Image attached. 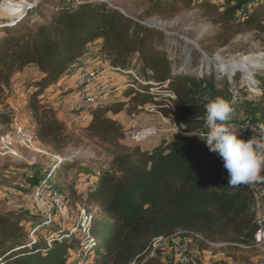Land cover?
Here are the masks:
<instances>
[{
  "label": "trees",
  "instance_id": "1",
  "mask_svg": "<svg viewBox=\"0 0 264 264\" xmlns=\"http://www.w3.org/2000/svg\"><path fill=\"white\" fill-rule=\"evenodd\" d=\"M192 9L220 26L212 39L218 47L227 46L242 33L264 34V1L253 7L250 2L236 3L220 13L215 4L204 0H157L136 20L104 2L42 0L19 22L1 29L0 105L8 98L5 91L10 93L14 75L26 68L37 71L39 79L27 81L33 88L28 106L34 119L31 130L39 145L55 153L67 149L73 135L51 107L39 106V99L48 87L68 77L75 79L81 57L94 52L115 73L129 78L127 72L137 70L141 77L143 84L130 87L127 102L95 108L82 130L87 139L118 151L100 169L95 186L87 190V202L100 217H91L89 238L93 241L86 239L94 253L93 264H132L155 239L177 231L235 249L237 245L252 246L255 227L248 186L229 187L222 159L209 151L205 139L194 134L207 133L205 105L216 97L234 102L235 109L243 104L241 114H234L235 123L248 119L264 125V75L253 76L259 89L255 94L241 85L237 74L230 79L209 62L200 65L197 76L176 72L178 55L171 56L162 48L166 35L142 23V18L169 19ZM30 11H35V18L31 19ZM196 55L191 58L192 67ZM88 67L100 66L90 63ZM153 86L174 93L172 110L161 93L150 92ZM66 89V94L75 91V87ZM146 105H154L164 117L171 116L188 135L174 134L170 140L162 137L147 150L124 149L119 143L124 139L123 127L108 115L132 113ZM12 121V115L0 113V130H8ZM24 220L33 219L0 213V264H71L69 251L79 239L54 240L51 247L43 246L27 238L20 225Z\"/></svg>",
  "mask_w": 264,
  "mask_h": 264
},
{
  "label": "rangeland",
  "instance_id": "2",
  "mask_svg": "<svg viewBox=\"0 0 264 264\" xmlns=\"http://www.w3.org/2000/svg\"><path fill=\"white\" fill-rule=\"evenodd\" d=\"M14 1L18 2V0ZM41 1L23 0L24 5L31 7L28 10H24V15L30 9L37 8ZM75 1L104 2L109 7L118 9L137 20L157 0ZM204 1L215 4L219 8L220 13H222L229 5L250 2L253 7L264 0ZM246 9H249V7L246 6ZM29 14L31 19L33 17L35 18V11H30ZM142 20V23L153 25L166 35L165 44L162 48L171 56L178 55L177 58L180 64L177 66L178 69L176 72L187 71L197 76L201 73L199 69L200 65L202 67L210 62L212 67L216 64L221 69L217 61L218 59L222 61H236L247 56H258V59L264 64V34L257 32L242 33L234 37L227 46L218 47L217 43L212 39L220 32V26L214 24L212 22L213 19L203 18L197 9L184 10L169 19L150 17L142 18ZM195 52L197 53L196 57H198V60L196 66L192 67L190 62H192L191 58ZM87 60L91 61L89 64L92 62L93 64L94 62H100L102 65L105 64L104 68L108 64L110 65L109 62H105L101 56H97L94 52H90L88 58L87 56L81 58L79 65L83 67ZM34 71L33 68H26L22 73L14 75L11 79L10 93L9 91H5L8 94V98L3 105H0V113L4 112L13 116L12 124L6 128L8 130L22 127L32 132L31 128L33 127L34 119L28 106L33 88L28 86L27 81H37L39 79L40 74L37 71L33 73ZM133 71L141 78L137 70ZM118 74L122 77V74ZM234 74H237L236 77L241 82V85L244 84V86L251 89L254 85L253 76L264 75V67L255 69L253 75L248 79L240 71H235L232 75L234 76ZM225 77L227 78L228 76L226 75ZM125 78L127 82L121 84L118 90V92H121V97L125 93L128 97L131 96V92L129 91L131 89L130 85L133 83L136 85L131 77ZM230 79L229 81L231 82ZM237 79H235V82ZM72 84H74V79L68 77L66 80L60 81L56 88H52V86L48 87L39 99V106L51 107L55 111L56 119L64 123L67 132L72 133L73 142L67 149L61 153H55L50 148H45L38 143H34L29 149L17 148V156L3 155L0 152V213L23 214L32 217V221L24 220L20 225L23 227L28 239L46 247H51L54 240H61L62 238L68 239L70 237H76L80 242L83 241V237L79 236L78 230L79 228L81 229V225L83 224L84 214L90 216V218L98 217L100 219L97 209L87 202V190L95 186L96 177L99 175L100 169L105 167L106 161L111 154L118 153L117 149L112 146L102 145L99 142L87 139L82 130L88 123H81L75 117H72L74 120H70L66 116V113L63 112L64 105L60 98L62 89L68 88ZM2 87L4 86L2 85ZM154 89L153 93H161L162 96L167 91H160L157 87ZM115 101L121 100L114 97L109 99L105 105H109ZM127 101L125 100L123 102ZM242 105H237L235 114H241ZM150 106L153 107V110L148 111L159 113L154 105H146L144 107L147 110L146 107ZM67 109L68 107L65 108V110ZM159 114L164 117L161 113ZM158 127H163V123L162 126ZM172 137L168 135L165 139L170 140ZM160 140H157V142L159 143ZM119 143L124 149L129 151L132 150L130 147L134 146V144L128 142L125 138ZM142 146L145 145L143 144ZM39 181L41 183L45 181L48 190L60 189L63 191L68 199L65 210L59 212L51 203L48 205V208L39 207L34 202L33 193ZM71 189H77V192L71 193ZM48 214L51 215L49 220L46 219ZM88 221L87 227L90 228L91 220ZM64 234L68 235V238ZM160 238L166 241H160ZM188 239L191 240L188 244L189 255L192 260L191 264H264V249L241 245H237L238 249H235L226 243L212 242L210 240L204 241L198 236L190 237L183 233V231H177L171 236L155 239L143 256L135 260L132 264H143L146 260L147 262L145 264H177L173 256V247L176 243H185ZM153 248L156 249L155 258L154 262H151V258L148 257ZM202 248L204 249L201 250ZM78 249L79 243L69 253H74ZM80 259L84 262L83 264H93L94 253L88 248L87 251H83V255L81 252ZM68 262L74 264L71 255L68 257Z\"/></svg>",
  "mask_w": 264,
  "mask_h": 264
},
{
  "label": "built area",
  "instance_id": "3",
  "mask_svg": "<svg viewBox=\"0 0 264 264\" xmlns=\"http://www.w3.org/2000/svg\"><path fill=\"white\" fill-rule=\"evenodd\" d=\"M22 1L23 0H18V3L21 4ZM24 4H22L23 7H28ZM22 17L15 20L14 23L1 22L0 29L14 25L15 23L19 22ZM87 64L89 63L85 62V65H83V67L80 66L75 71V91L70 111L71 114H73L74 117L78 119L81 123H88L90 120L91 111H93L99 106L105 105L109 101V99L113 97L114 93L118 92V90L120 89L114 87L112 83L104 76V69H107L108 72L115 73L113 67L107 65L105 66L106 68H91L86 67ZM127 73L128 76H130L136 83V85H130L131 87L136 89L137 85L143 84L142 80L135 74L133 70H130ZM165 85H167V83ZM154 88L155 87L153 86L150 89L151 93L154 92ZM250 90L255 94L259 93V89L255 85H253ZM66 93L67 89L63 88L61 95ZM163 97L164 99H166L167 107L172 110L171 101L175 100L174 93L167 90L164 93ZM146 108L147 110H153L152 106ZM162 123L163 127H158L156 125L135 126L134 128H131L124 133V138L125 140L134 145H140L146 142L160 140L162 137H167L168 135L170 137H172L174 134L188 135V133L182 131L176 126L171 116L162 117ZM232 125H234L238 132V139L247 141L253 136L257 137L258 139L264 137V131H262L261 129L262 125L258 123H253L248 119H244L241 122ZM194 135L206 139V133ZM34 143L36 144L37 142L32 132L22 127H16L14 129L11 128L8 131L5 130L0 133V152L3 155L17 156V148L29 149L33 146ZM248 188L252 195L253 224L255 227L251 247L257 249H264V181L250 185L248 186ZM74 191L77 192V189H75ZM33 200L39 207L48 208V205H50L51 203L54 207L57 208L59 212L65 210V207L68 202V199L62 190H48L45 181L39 183L34 189ZM50 217L51 215L48 214L46 219L49 220ZM88 220H91L90 216L84 214L83 224L81 225V229L79 228L78 230V234L79 236L83 237V241L79 243V249L76 252L69 253V256L71 255L73 257L74 264L84 263L80 259L81 252L83 255V251H87V249L90 247L89 243L86 242V239L90 237L89 228L87 227V222H89ZM64 236L68 238V235L64 234ZM159 240H162L163 242L166 241L163 238H160ZM91 241H93V239L89 238V242ZM190 242L191 240L188 239L185 243L180 242L174 245L173 256L177 264L192 263L188 247V244ZM155 250L156 249L153 248L148 258H155ZM146 262L147 260L144 261L143 264H145Z\"/></svg>",
  "mask_w": 264,
  "mask_h": 264
},
{
  "label": "clouds",
  "instance_id": "4",
  "mask_svg": "<svg viewBox=\"0 0 264 264\" xmlns=\"http://www.w3.org/2000/svg\"><path fill=\"white\" fill-rule=\"evenodd\" d=\"M205 110L208 129L205 144L222 159L228 173V186H250L264 181V137L238 139V132L231 124L234 102L216 97L205 105ZM261 129L264 131V125Z\"/></svg>",
  "mask_w": 264,
  "mask_h": 264
},
{
  "label": "crops",
  "instance_id": "5",
  "mask_svg": "<svg viewBox=\"0 0 264 264\" xmlns=\"http://www.w3.org/2000/svg\"><path fill=\"white\" fill-rule=\"evenodd\" d=\"M87 58L89 57V53L87 54ZM83 58V57H81ZM86 59V58H85ZM85 62H91L89 60L85 61ZM93 63V62H92ZM90 65V64H89ZM105 65V64H104ZM104 65H102L99 62H94L93 66H100V67H104ZM34 71V69H33ZM35 73V71L33 72ZM104 76L105 78H107L114 87H118L121 84H124V82H127V79L124 76H120L118 73H111L108 72L107 69H104ZM59 83H57L56 85L52 86V88H56L58 86ZM70 87H75L74 84H72ZM18 92V91H17ZM126 95V94H125ZM122 96L121 97V92H118L117 94H114L112 98L116 97L118 98V100H123V101H127L128 100V96ZM61 100L63 101V105H64V109L63 112L66 113V116L68 118L73 119L74 115L69 113L71 111V105L73 102V98H74V92L70 93V94H62L60 96ZM67 110H65V108H67ZM109 117H113L114 119L118 120L119 123L121 124V126L123 127V131L124 133L131 129L134 128L136 125L139 126H143V125H158V126H162V116L159 113H155V112H151L148 111L144 108H138L137 111H134L132 113H126V112H121L115 116L112 115H108ZM73 117V118H72ZM74 120V119H73ZM235 122H237L236 120L231 121V124H235ZM145 146H142V145ZM140 145H134L130 148H138L140 150H147V149H151L154 146H156L158 144V142L155 141H150V142H146ZM150 147V148H149Z\"/></svg>",
  "mask_w": 264,
  "mask_h": 264
},
{
  "label": "bare ground",
  "instance_id": "6",
  "mask_svg": "<svg viewBox=\"0 0 264 264\" xmlns=\"http://www.w3.org/2000/svg\"><path fill=\"white\" fill-rule=\"evenodd\" d=\"M22 4H24L23 1L21 2V5ZM19 15H20V13L17 16L18 19L20 18ZM217 61L219 63V66L221 67V69L220 68H218V69H220V70H222V72L226 73L229 76V78H232L231 76H233L232 75L233 72L235 73V71H240V72H242L244 77L246 79H248L253 75V71L255 69L264 67L263 62L258 59V56L242 57L236 61H232V60L222 61L220 59H218Z\"/></svg>",
  "mask_w": 264,
  "mask_h": 264
},
{
  "label": "water",
  "instance_id": "7",
  "mask_svg": "<svg viewBox=\"0 0 264 264\" xmlns=\"http://www.w3.org/2000/svg\"><path fill=\"white\" fill-rule=\"evenodd\" d=\"M25 9L28 10V7H23L20 3L14 0H0V21L14 23L15 20L18 19L17 16L19 13L20 17L24 15ZM147 26L157 28L153 25Z\"/></svg>",
  "mask_w": 264,
  "mask_h": 264
}]
</instances>
